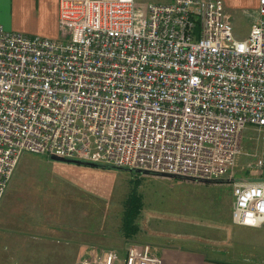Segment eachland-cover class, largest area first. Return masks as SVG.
Wrapping results in <instances>:
<instances>
[{"label":"built area","instance_id":"built-area-1","mask_svg":"<svg viewBox=\"0 0 264 264\" xmlns=\"http://www.w3.org/2000/svg\"><path fill=\"white\" fill-rule=\"evenodd\" d=\"M245 15L243 40L219 0H59L60 40L0 26V202L23 155H48L227 177L233 224L264 228V0ZM246 130L259 143L243 154ZM156 253L90 248L75 264H161Z\"/></svg>","mask_w":264,"mask_h":264},{"label":"rangeland","instance_id":"rangeland-1","mask_svg":"<svg viewBox=\"0 0 264 264\" xmlns=\"http://www.w3.org/2000/svg\"><path fill=\"white\" fill-rule=\"evenodd\" d=\"M170 1L135 0V5L144 8ZM220 1L232 13L234 37L245 39L249 33L245 13L253 8L238 6L241 0ZM62 35L59 29L52 39ZM252 137L256 134L244 132L243 154L259 143L251 142ZM249 161L237 156L235 179L248 178L244 167ZM134 192L141 203L134 221L137 229L125 238L122 215ZM232 201L227 177L203 184L25 154L0 202V264H75L90 248L124 253L129 244L150 246L161 264H172L174 256L166 251L162 259L158 255L162 250L195 253L220 264H264V228L233 224Z\"/></svg>","mask_w":264,"mask_h":264},{"label":"crops","instance_id":"crops-1","mask_svg":"<svg viewBox=\"0 0 264 264\" xmlns=\"http://www.w3.org/2000/svg\"><path fill=\"white\" fill-rule=\"evenodd\" d=\"M221 4L225 14L232 21V13L226 12L224 4L222 2ZM237 4L255 10L258 7V0H241ZM226 5L236 7L233 4ZM58 10L59 0H0V25L9 32L55 40L52 38L58 36ZM239 14L242 15L240 10ZM166 251L174 253L172 264H220L206 261L198 254L179 250H162L158 255L164 259Z\"/></svg>","mask_w":264,"mask_h":264},{"label":"trees","instance_id":"trees-1","mask_svg":"<svg viewBox=\"0 0 264 264\" xmlns=\"http://www.w3.org/2000/svg\"><path fill=\"white\" fill-rule=\"evenodd\" d=\"M95 166L99 167V168H113V167H108V166L107 167L98 166V165H95ZM135 174L140 175L137 172H135ZM137 180H139V179H136V181ZM126 207H127V209H126ZM139 207H141L140 197L136 193L131 194L129 196V198L127 199L125 211L122 215V224H121L122 228L121 229L123 230V233H122L123 237H125L126 235L129 236L130 234H131V236L136 234L137 228L135 227L134 221L137 217V210L140 209Z\"/></svg>","mask_w":264,"mask_h":264},{"label":"water","instance_id":"water-1","mask_svg":"<svg viewBox=\"0 0 264 264\" xmlns=\"http://www.w3.org/2000/svg\"><path fill=\"white\" fill-rule=\"evenodd\" d=\"M50 159L52 161L63 162V163L77 165V166L96 167L94 164L80 162V161H75V160H67V159H62V158H58V157H54V156H51ZM137 173H140L142 175H153V176H158V177H163V178H168V179L177 178V179L182 180V181L197 182V183H203V184L210 183L209 181L196 180V179L185 178V177H175L173 175H168V174L150 173V172H147V171H140V172H137Z\"/></svg>","mask_w":264,"mask_h":264}]
</instances>
